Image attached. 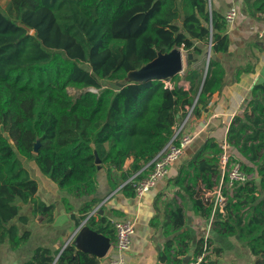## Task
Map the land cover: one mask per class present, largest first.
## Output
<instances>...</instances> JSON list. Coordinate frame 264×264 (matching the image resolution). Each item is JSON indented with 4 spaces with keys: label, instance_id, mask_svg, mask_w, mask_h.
I'll return each instance as SVG.
<instances>
[{
    "label": "trees",
    "instance_id": "1",
    "mask_svg": "<svg viewBox=\"0 0 264 264\" xmlns=\"http://www.w3.org/2000/svg\"><path fill=\"white\" fill-rule=\"evenodd\" d=\"M253 5L264 11V0ZM226 25L225 17L210 9L209 0H8L4 7L0 4V245L8 243L16 249L29 239L30 231L21 233L12 223L16 217L28 223L29 218L20 215L24 204L31 203L33 214L44 215L46 222L54 220L55 206L37 196L38 181L31 176L30 163L73 196L94 194L102 170L111 183L113 173L122 171L129 158H133L130 171L134 174L151 170V161L187 108L197 99L193 115L199 117L211 96L224 87L225 70L219 61L211 60L200 92L196 82L201 69L191 65L182 75L166 80L128 82L126 76L158 52L183 48L202 54L198 43L211 45L214 52L227 50ZM182 78L190 82V89L179 85ZM112 83L123 86L117 90ZM89 87L97 91H86ZM254 93L253 114L246 111L237 117L226 136L229 144L240 146L245 160L236 158L252 177L235 186L224 212L213 199L195 195L199 180L208 190L220 183L219 145H212L213 156L202 160L196 173H187L194 210L205 218L214 213L216 224L229 234L239 233L248 244L255 257L252 264H264V83ZM130 177L121 174L124 183ZM118 183L116 179L111 184ZM134 184H125L132 195ZM96 204L93 198L80 211L86 215ZM171 217L176 228L184 225L181 208ZM89 226L115 237L111 221L103 215L99 223L92 219ZM190 241L188 231L181 233L183 249L178 256L188 251ZM206 243L210 245L206 239L199 241L197 253ZM57 254L58 250L40 246L24 264H53ZM56 264H100V258L69 244Z\"/></svg>",
    "mask_w": 264,
    "mask_h": 264
},
{
    "label": "crops",
    "instance_id": "2",
    "mask_svg": "<svg viewBox=\"0 0 264 264\" xmlns=\"http://www.w3.org/2000/svg\"><path fill=\"white\" fill-rule=\"evenodd\" d=\"M254 1L209 0L210 9L223 16L232 7L237 13L235 21L230 26L226 25L227 50L214 52L217 58L215 60L219 61L225 70V84L211 96L208 106L199 117L193 115L190 118L188 131L194 133V139L186 147L182 157L170 167L167 175L158 180L142 198H138L129 193L130 189L126 188L121 180L123 172L131 177L134 175V172L130 171L133 158H129L123 170H117L112 175V184L116 179L119 181L116 187L110 183L107 171L102 170L94 194L73 196L58 188L35 164L31 165V176L38 181L37 196L47 204H54V220L46 222L44 215L33 214L31 203L24 204L20 215L27 216L28 223H22L18 217L14 218L12 223L19 227L21 233L30 231V237L16 249H12L8 243L1 244L0 264H24L40 246L51 251L58 250L60 254L80 228L89 225L92 219L99 223L102 215L110 221L123 218L135 221L133 242L126 252V259L130 264H187L197 254L201 239L210 243L207 264L253 263L255 257L239 233L229 234L225 227L216 224L217 216L214 213L205 218L194 210L193 196L190 195L191 174L187 171L196 173L199 163L213 156L212 145L220 144L237 117L246 111L250 115L253 114L251 102L257 96L254 88L264 83V11L256 10ZM198 45L204 52L198 54L197 62L186 64L184 59V70L188 65L201 69V75L196 82V88L200 91L206 77L203 68L209 46L199 43ZM182 50L183 53L187 52ZM211 60L214 59L211 57ZM179 85L186 89L191 88L190 82L183 78ZM184 118L185 116L180 117L179 122ZM239 147L231 142L229 152L238 159L245 160ZM93 198L97 199L95 207H101L98 217L88 220L89 213L95 207L86 215L80 208ZM177 208H181L184 214V225L181 228L175 227L171 217ZM184 231L190 233L191 241L188 251L178 256V250L183 249L180 235ZM111 243L107 255L100 258V264L115 256V237L111 238ZM56 259L57 256L53 264H56Z\"/></svg>",
    "mask_w": 264,
    "mask_h": 264
},
{
    "label": "built area",
    "instance_id": "3",
    "mask_svg": "<svg viewBox=\"0 0 264 264\" xmlns=\"http://www.w3.org/2000/svg\"><path fill=\"white\" fill-rule=\"evenodd\" d=\"M236 9L230 8L225 14V21L230 26L236 18ZM211 45H209L208 52L205 56L204 73L205 76L211 68ZM172 86L171 82H168ZM197 99L195 100V103ZM187 108V114L183 121L179 122L173 131V134L164 148L154 157L151 161L152 168L148 172L145 169L135 173L128 180L134 182L135 195L138 198H142L148 191H150L162 177L167 175L170 167L178 161L185 152L186 147L193 141L194 133L188 131L190 118L193 116L194 106ZM220 153L218 165L220 169V183L214 190L206 189V185L199 180L195 186V195L198 197H207L214 200V205L224 212L223 207L228 198V193L234 192L235 186L241 183H245L250 177L242 169L240 161L230 154V144L225 137L219 144ZM127 181V182H128ZM125 182L124 185L127 183ZM225 192V193H224ZM100 205L95 207L88 216V220L97 218L100 210ZM115 229V256L109 259L104 264H130L126 259V252L130 249L133 242V235L135 233L136 223L132 219L123 218L115 219L111 221ZM68 243L65 245L67 246ZM209 246L207 243L204 245V250L194 255L187 264H207ZM59 254L57 255V258ZM57 261V259H56Z\"/></svg>",
    "mask_w": 264,
    "mask_h": 264
},
{
    "label": "water",
    "instance_id": "4",
    "mask_svg": "<svg viewBox=\"0 0 264 264\" xmlns=\"http://www.w3.org/2000/svg\"><path fill=\"white\" fill-rule=\"evenodd\" d=\"M24 27L29 33L32 32L30 27L26 25H24ZM182 49L174 48L166 53L158 52V55L153 60L144 64L138 69L130 71L126 76L125 81L142 82L151 79L166 80L177 74H180L185 67L184 59L187 61L186 64L197 62L199 60L198 54L192 52L183 53ZM210 55L213 59H217L212 49H210ZM111 86L114 89L119 90L122 88L123 84L112 83ZM88 90L94 92L97 91L95 87H89L86 89V91ZM38 148L39 143L37 142L34 147V151L37 152ZM96 157V162L100 164V159L97 156V153ZM68 244L75 246L78 250L91 253L99 258L105 257L112 246L111 238L109 236L96 231L89 225H84L82 228H80L74 239Z\"/></svg>",
    "mask_w": 264,
    "mask_h": 264
},
{
    "label": "rangeland",
    "instance_id": "5",
    "mask_svg": "<svg viewBox=\"0 0 264 264\" xmlns=\"http://www.w3.org/2000/svg\"><path fill=\"white\" fill-rule=\"evenodd\" d=\"M7 1L8 0H0V4H1V6H5L6 5V3H7ZM70 90V93L71 94H76L77 93V91L75 90V89H69ZM34 163H30L29 165L31 166V165H33ZM32 167V166H31ZM148 172V171H147ZM250 178L252 177V175H250L249 176ZM232 193L231 192H229L228 193V196H230Z\"/></svg>",
    "mask_w": 264,
    "mask_h": 264
}]
</instances>
